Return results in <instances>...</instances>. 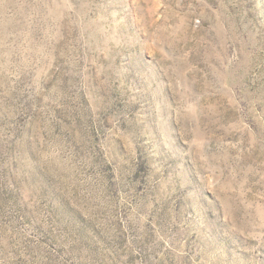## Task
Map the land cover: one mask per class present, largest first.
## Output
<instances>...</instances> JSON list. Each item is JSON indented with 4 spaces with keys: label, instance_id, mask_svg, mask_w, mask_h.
Here are the masks:
<instances>
[{
    "label": "rangeland",
    "instance_id": "1",
    "mask_svg": "<svg viewBox=\"0 0 264 264\" xmlns=\"http://www.w3.org/2000/svg\"><path fill=\"white\" fill-rule=\"evenodd\" d=\"M0 264H264V0H0Z\"/></svg>",
    "mask_w": 264,
    "mask_h": 264
}]
</instances>
